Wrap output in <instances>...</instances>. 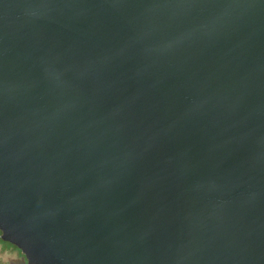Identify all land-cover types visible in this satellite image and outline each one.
<instances>
[{
  "label": "water",
  "instance_id": "water-1",
  "mask_svg": "<svg viewBox=\"0 0 264 264\" xmlns=\"http://www.w3.org/2000/svg\"><path fill=\"white\" fill-rule=\"evenodd\" d=\"M0 231L28 264H264V0H0Z\"/></svg>",
  "mask_w": 264,
  "mask_h": 264
},
{
  "label": "flooded vegetation",
  "instance_id": "flooded-vegetation-1",
  "mask_svg": "<svg viewBox=\"0 0 264 264\" xmlns=\"http://www.w3.org/2000/svg\"><path fill=\"white\" fill-rule=\"evenodd\" d=\"M28 264L27 258L22 250L15 244L2 239L0 231V264Z\"/></svg>",
  "mask_w": 264,
  "mask_h": 264
},
{
  "label": "rangeland",
  "instance_id": "rangeland-1",
  "mask_svg": "<svg viewBox=\"0 0 264 264\" xmlns=\"http://www.w3.org/2000/svg\"><path fill=\"white\" fill-rule=\"evenodd\" d=\"M15 264H20V263L16 260V263Z\"/></svg>",
  "mask_w": 264,
  "mask_h": 264
}]
</instances>
